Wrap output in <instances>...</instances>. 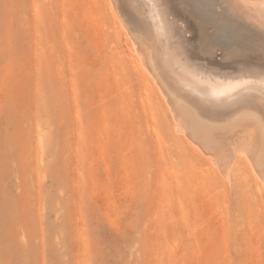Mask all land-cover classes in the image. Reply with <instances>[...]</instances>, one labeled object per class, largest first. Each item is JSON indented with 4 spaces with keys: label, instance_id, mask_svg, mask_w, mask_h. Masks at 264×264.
Listing matches in <instances>:
<instances>
[{
    "label": "rangeland",
    "instance_id": "1",
    "mask_svg": "<svg viewBox=\"0 0 264 264\" xmlns=\"http://www.w3.org/2000/svg\"><path fill=\"white\" fill-rule=\"evenodd\" d=\"M177 4L197 12L198 62L220 70L252 51L220 6ZM86 20L74 0H0V264H264V184L198 181L170 108L159 124L138 85L108 91L110 54L128 76L124 34L103 60Z\"/></svg>",
    "mask_w": 264,
    "mask_h": 264
},
{
    "label": "bare ground",
    "instance_id": "2",
    "mask_svg": "<svg viewBox=\"0 0 264 264\" xmlns=\"http://www.w3.org/2000/svg\"><path fill=\"white\" fill-rule=\"evenodd\" d=\"M191 1H199L206 6H220L225 18L230 19L229 26H234V32L240 37L245 36V40L251 44L249 48L252 51L246 47L245 59L232 60L229 67L223 66L227 68L225 71L221 70L223 67L220 70L213 68V59L206 63L198 62L197 56L194 59L192 56L197 51L194 52L195 49L191 48L196 33L192 19L197 12L191 19L190 14H185L180 9L177 0H74L76 9H81L86 21L92 26L96 43L94 49L99 57L102 56L101 59L105 60L103 50L101 51L105 45L115 44L121 34L126 39L128 76L123 74L124 66H121L118 58L110 54L104 67L111 79L108 91L118 97L124 82L127 86L138 85L140 91L137 93V103L142 111L153 116V106L159 124L167 119L166 112L173 113L174 121L171 118L173 123L170 127L176 136L182 138L185 148L190 150L186 154L194 162L192 167L198 169V172L195 171L198 181L205 180L218 193L225 177L229 176L230 179L235 171L238 191L243 192V188L247 187L249 192H255L244 193H248L246 197H251L257 194L258 189L255 187L260 182L264 184V0ZM191 1L188 0V3ZM192 3L190 6L194 7ZM211 16L215 23L218 22V15L211 11ZM200 24L199 28L206 27ZM210 28L212 27L207 29ZM197 54L201 56L199 51ZM148 81H151V87L148 86ZM141 93L145 102L140 99ZM129 105L133 107L131 102ZM166 106L170 110L167 111ZM204 168H210L214 176L203 174ZM252 198L257 200L256 196ZM212 206L208 205V209H212ZM252 214L255 215H250ZM253 215L252 218L255 217ZM221 219L223 222V218ZM253 224L251 223L252 226ZM223 227L225 230V226Z\"/></svg>",
    "mask_w": 264,
    "mask_h": 264
}]
</instances>
